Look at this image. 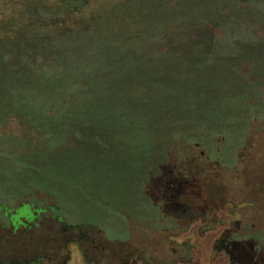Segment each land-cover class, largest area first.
<instances>
[{
	"label": "rangeland",
	"instance_id": "1",
	"mask_svg": "<svg viewBox=\"0 0 264 264\" xmlns=\"http://www.w3.org/2000/svg\"><path fill=\"white\" fill-rule=\"evenodd\" d=\"M205 1L0 0V20L7 31L0 36V51L22 46L53 59L62 53L73 67L80 62L76 75L96 74L107 93L102 98L108 103L104 114L126 111L132 118L118 125L85 121L57 125L63 128L56 131L61 139L50 145L48 157L42 153L45 146L38 148L37 140L29 141L26 150L30 153L37 147L41 153L37 162L4 156L0 205L12 211L20 208V217L29 221L41 219L27 234H38L42 243L48 236L57 238L58 244L79 237L99 240L107 264L113 258L114 262L140 258L150 264H230L225 252H214L213 243L235 224L240 238L260 235L264 242L261 120L251 122L244 139V133L241 137L236 133L244 130L243 110L212 106L209 113L223 112L218 126L224 129V147L225 137L214 139L216 130L204 122L179 126L164 120L151 128L142 121L148 105L159 99L164 105L167 98L155 80L149 81L148 75L157 68L144 58L154 46H164L165 25L188 30L185 23L207 8L201 4ZM195 26L192 29L199 31L198 23ZM152 33L159 34L153 41ZM85 65L90 72L84 75ZM110 78L124 87L118 96L108 94ZM21 133L18 122L5 130L0 127V136ZM200 134L215 151V159L211 149L189 144ZM234 141L242 142L237 155ZM14 149L22 151L17 145ZM172 164L195 175L200 187L195 202L207 208L206 216L201 214L184 230L174 227L171 217L157 216L161 206L154 201V193L165 183L163 172ZM4 210L0 208V219L5 218ZM70 248L72 264H81L76 248Z\"/></svg>",
	"mask_w": 264,
	"mask_h": 264
},
{
	"label": "trees",
	"instance_id": "2",
	"mask_svg": "<svg viewBox=\"0 0 264 264\" xmlns=\"http://www.w3.org/2000/svg\"><path fill=\"white\" fill-rule=\"evenodd\" d=\"M201 4L207 8L194 13L197 16L192 18L201 25L199 31L185 34V29L175 31L176 26L167 24L164 46H154L144 58L152 68H157L148 75L149 81L155 80L167 98L164 105L160 99L148 105L142 121L151 128L164 120L179 126L204 122V126L216 130L214 139L219 135L225 137L224 129L218 126L223 112L216 109L209 113L217 105L229 111L243 110L244 130L236 133L239 137L244 133L245 139L254 119L264 123V0H207ZM184 14L178 15L185 17ZM4 24L0 20V36L7 32ZM158 35L149 36L153 41ZM58 56H40L36 50L22 46L13 52L0 51V127L5 130L18 122L22 130L20 136H0V171L7 161L4 156L29 164L37 162V158H42L37 151L39 145L45 146L42 153L48 157L50 145L61 139L56 131L63 128L58 129L57 125L71 126L78 121L104 125L132 122L126 111L115 116L104 114L108 103L102 98L107 93L102 92L97 75H85L90 72L86 65L85 76L76 75L80 62L73 67L62 53ZM224 75L235 78L226 77L227 81ZM121 87L110 78L108 94L118 96L124 91ZM204 137L200 134L189 144L211 149L205 145ZM33 139L38 148L29 153L26 147ZM15 145L22 147L21 153L14 149ZM239 145L241 141L233 142L235 154ZM210 153L215 159V151L211 149ZM194 176L182 173L172 164L163 172L164 186L154 193V201L161 206L157 216L171 217L172 225L183 230L207 213L203 203L200 206L195 202L199 200L200 187ZM3 181L0 172V183ZM0 208L8 210V205ZM237 225L226 228L215 239L214 252H225L230 264H264L260 235L242 239Z\"/></svg>",
	"mask_w": 264,
	"mask_h": 264
},
{
	"label": "flooded vegetation",
	"instance_id": "3",
	"mask_svg": "<svg viewBox=\"0 0 264 264\" xmlns=\"http://www.w3.org/2000/svg\"><path fill=\"white\" fill-rule=\"evenodd\" d=\"M18 212L19 208L14 211L5 209V218L0 219V264H72L74 258L70 246L76 248L81 264H107L109 262V259L105 260L103 245L96 239H90V242L88 238L79 237L69 239L64 244H58L57 238L48 236L42 243L38 234L26 233L35 230L41 219L36 217L33 221H29L25 217L15 216L19 214ZM80 236L83 234L81 233ZM88 245L93 248L90 250L92 254L87 249ZM87 254H90L88 259ZM140 262L150 264L146 260L143 263L140 258L132 261L117 260L116 262L113 258L112 264H138Z\"/></svg>",
	"mask_w": 264,
	"mask_h": 264
},
{
	"label": "water",
	"instance_id": "4",
	"mask_svg": "<svg viewBox=\"0 0 264 264\" xmlns=\"http://www.w3.org/2000/svg\"><path fill=\"white\" fill-rule=\"evenodd\" d=\"M197 18H198V17H197ZM198 20H199V18H198ZM195 21H197V20H193V19H192L191 22H187V23H185V25L188 26V28H189L188 30H185V31H184L185 34L190 33V32L193 30L192 27H196V26H195V23H198V27L201 28V25L199 24V22H195ZM193 31H194V30H193ZM166 37H167V32H166Z\"/></svg>",
	"mask_w": 264,
	"mask_h": 264
}]
</instances>
